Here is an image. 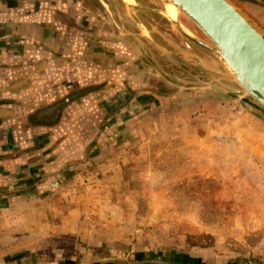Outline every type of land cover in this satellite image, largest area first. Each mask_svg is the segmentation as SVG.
<instances>
[{
  "label": "crops",
  "instance_id": "obj_1",
  "mask_svg": "<svg viewBox=\"0 0 264 264\" xmlns=\"http://www.w3.org/2000/svg\"><path fill=\"white\" fill-rule=\"evenodd\" d=\"M103 9L97 0H0V264L202 263L212 246L194 229L162 260L136 256L121 185L139 168L153 183L155 159L137 160L158 145L160 167L177 156L189 174L238 184L243 211L255 215L244 224L257 237L249 248L264 264V115L219 116L196 97L163 114L167 83L150 82L153 70ZM219 134L233 138L215 145Z\"/></svg>",
  "mask_w": 264,
  "mask_h": 264
},
{
  "label": "rangeland",
  "instance_id": "obj_2",
  "mask_svg": "<svg viewBox=\"0 0 264 264\" xmlns=\"http://www.w3.org/2000/svg\"><path fill=\"white\" fill-rule=\"evenodd\" d=\"M229 1L264 35V0ZM126 11L128 12L127 14L130 15L129 10L127 9ZM133 12L136 13V10H133ZM139 14L137 15L138 19L134 20L137 22L138 31H130L123 26L125 30H127L126 35L120 32L115 25L113 26L117 29L116 31L121 33V36L128 39L137 53V61L151 67L153 70L152 78L150 79L151 83L156 80H163L147 59L139 53L136 45L130 39L129 33H134L139 37L146 53L171 76L181 77L187 80H207L209 78V75L204 72L202 73L207 76H200L199 73L201 71L197 67L186 62L181 57L164 52L157 47L152 40L172 50L157 33V31H160L180 45H184L187 42L194 51L202 55L207 53L204 49L198 46L199 48H196V50L193 46L196 44L184 38L167 20V23L164 25L157 21L156 15H146L143 20L139 17ZM105 15L111 22L112 19L106 10ZM117 18L123 19L121 14L120 18ZM150 23L152 24L150 25ZM199 32L200 31H198V33ZM181 40L184 41L180 42ZM200 48L205 51V54L200 52ZM165 87L169 88H165L163 92L164 97L161 99L163 102L160 105L163 106V108L161 107L162 110L159 109V111H164L163 114L169 112L171 115V113H175L180 107H186L188 104H191V102L194 101V97H196L195 100H203V102L207 100V103H209L207 107L203 106L204 108L199 104H195L196 107H198L197 109H199L198 111L202 109L210 110L211 113L216 112L219 116L225 114L241 115L249 108V110L257 114L260 113L264 115L263 110L245 103L235 95L225 93L215 88L208 90L190 89L182 93H176V86L166 84ZM153 91L156 92L157 89L153 88ZM232 98H239L244 104V110L241 113H235L227 106ZM221 103L224 106H222ZM190 109L187 108L185 111L188 113L191 111ZM151 115L149 117H151ZM147 117L148 116H144L143 118L145 119ZM144 119V122L147 121ZM201 124V129H205L206 122H201ZM149 127L150 125H148V127L145 126L147 129ZM138 129H140V127ZM151 129L153 130V128L148 129L150 135L153 133ZM138 134L137 139H139L140 135L143 133ZM153 134H155V132ZM232 138V136L225 137L223 134H219L214 137L213 143L221 146L222 144L231 142L230 140H232ZM159 151L162 150L158 145L153 153L149 152L150 156L148 155L147 157L144 154L141 160H137V164L145 166L147 165V163H145L147 158L155 159L153 163L155 164V168L153 169V183L145 182L146 176L148 175L146 174L147 171H145V168H139V171H137L138 174L136 172H131L134 171V169L130 172L128 171L129 169H127V172H125L127 176L125 180L126 183L121 185L122 200L120 202L122 208L125 210V214L131 213L130 216L125 215L124 218L127 220V224H130L129 221L131 220L132 225L138 227L137 239L134 240L138 250L137 255L135 254L136 252H132L133 255H136L139 259H144L145 254H147V257L162 260L161 256H163L162 251H164V248H171L174 245L176 247L177 244H179V240L183 241L178 236L188 234L190 232L187 233V230L194 229L195 232H192L195 233L194 237L203 244L212 246L210 254H202L204 260L200 264H244L247 261H250L252 264H259L258 255H252L249 248L251 244L257 242V237L255 234H248L244 229L245 222L249 219L253 220L255 215H248L246 211H243L249 202L244 200L243 194L238 189V184H236V182L232 185L221 184L207 172L205 174H189L181 168L183 161L178 159L177 156L168 157L166 159V165L168 166L160 167L158 166V162L163 154L162 152L159 153ZM220 153L219 151V154ZM225 153L222 154L223 159L226 158ZM214 154L216 155L215 152ZM222 155L218 156V159H221ZM201 156L206 161H210L214 157L213 153L209 152V148H206L205 145L202 146ZM131 176H134L133 180H129ZM151 240L152 245H154L152 248L153 251L151 254H148L144 249L151 245L149 244ZM203 244L201 246H203ZM154 264L163 263L155 262Z\"/></svg>",
  "mask_w": 264,
  "mask_h": 264
},
{
  "label": "water",
  "instance_id": "obj_3",
  "mask_svg": "<svg viewBox=\"0 0 264 264\" xmlns=\"http://www.w3.org/2000/svg\"><path fill=\"white\" fill-rule=\"evenodd\" d=\"M106 9L116 28L127 30L116 20L105 0H98ZM126 6L129 4L122 0ZM161 8L152 9L163 16L184 38L204 49L202 55L186 42L180 45L160 31L157 33L172 50L152 40L166 53L181 57L209 75L207 80H187L171 76L145 51L142 41L134 33L129 37L158 75L167 84L177 87L176 93L190 89L215 88L235 95L245 103L264 111V35L244 17L229 0H159ZM174 5L186 17V26L164 12ZM154 28V27H153ZM200 31L204 37L197 32ZM228 83V84H226ZM172 264V263H168Z\"/></svg>",
  "mask_w": 264,
  "mask_h": 264
},
{
  "label": "flooded vegetation",
  "instance_id": "obj_4",
  "mask_svg": "<svg viewBox=\"0 0 264 264\" xmlns=\"http://www.w3.org/2000/svg\"><path fill=\"white\" fill-rule=\"evenodd\" d=\"M98 1V0H97ZM106 3L109 5V8L111 10V12L113 13V8L114 6L116 5L117 6V9L118 10V14H114V17L116 18V20L124 27H126L127 29H129L130 31H133V30H139L137 26L133 25V27H130L129 24H128V20H137L138 17L137 15L139 14V17L141 19L144 20L145 16L146 15H156L157 16V21L158 22H161L163 23L164 25L167 23L166 19H164V17H162L159 13L153 11L152 9H155V8H161V3L159 2V0H134L135 3H137L138 5H128L126 6V4L122 1V0H105ZM99 2V1H98ZM112 4V5H111ZM101 5V4H100ZM102 6V5H101ZM103 7V6H102ZM104 8V7H103ZM105 9V8H104ZM129 10V13L130 15H128L127 11L126 10ZM106 10V9H105ZM114 10V11H116ZM133 10H136V13L133 12ZM120 14L122 15L123 19L121 20L120 18ZM117 17H119L120 19H118ZM179 19L181 22H183L186 26H188V24L186 23L187 19L184 15L182 14H179ZM136 22V21H134ZM141 33V31H140ZM138 33V34H140ZM197 34H199L201 37H204L201 32H197ZM184 40H181L180 42H183ZM165 44V43H164ZM194 48H199L198 46L196 45H193ZM197 50V49H196ZM200 52H203V54H205L201 48L199 49ZM200 76H207L206 74L200 72L199 73Z\"/></svg>",
  "mask_w": 264,
  "mask_h": 264
},
{
  "label": "bare ground",
  "instance_id": "obj_5",
  "mask_svg": "<svg viewBox=\"0 0 264 264\" xmlns=\"http://www.w3.org/2000/svg\"><path fill=\"white\" fill-rule=\"evenodd\" d=\"M126 3L129 4H134L135 1L134 0H124ZM164 12L166 14V16H168L169 18L172 19H176L177 16H179L180 12H178L177 7H175L174 5H167L164 8ZM241 13V12H240ZM242 14V13H241ZM243 15V14H242ZM244 16V15H243ZM245 17V16H244ZM255 27V26H254ZM256 28V27H255Z\"/></svg>",
  "mask_w": 264,
  "mask_h": 264
},
{
  "label": "built area",
  "instance_id": "obj_6",
  "mask_svg": "<svg viewBox=\"0 0 264 264\" xmlns=\"http://www.w3.org/2000/svg\"><path fill=\"white\" fill-rule=\"evenodd\" d=\"M222 105V103H221ZM224 106V105H222ZM229 109L235 113H241L244 110V104L240 101L239 98H232L227 104Z\"/></svg>",
  "mask_w": 264,
  "mask_h": 264
}]
</instances>
